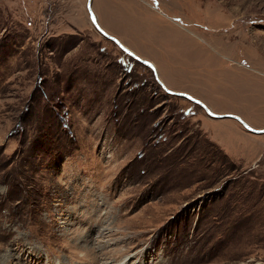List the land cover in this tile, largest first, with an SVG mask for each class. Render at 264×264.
I'll return each mask as SVG.
<instances>
[{"label": "rangeland", "instance_id": "rangeland-1", "mask_svg": "<svg viewBox=\"0 0 264 264\" xmlns=\"http://www.w3.org/2000/svg\"><path fill=\"white\" fill-rule=\"evenodd\" d=\"M0 0V264H264V0ZM139 60L150 63L147 67Z\"/></svg>", "mask_w": 264, "mask_h": 264}, {"label": "water", "instance_id": "water-1", "mask_svg": "<svg viewBox=\"0 0 264 264\" xmlns=\"http://www.w3.org/2000/svg\"><path fill=\"white\" fill-rule=\"evenodd\" d=\"M89 5H90V0H86V10H87V13L89 15V20H90V23L93 25V27L100 33L102 34L103 36H105L106 38L112 40L114 43H116L119 48L127 55L133 57V55L130 53V51H128L127 49H125L124 47H122L115 39H113L112 37L108 36L107 34H105L103 31H101V29L98 28V26L96 25V22H95V19L93 17V15L91 14V11L89 9ZM134 58V57H133ZM141 63L145 64L147 67H150L152 68L151 64L150 63H147V62H144L142 60H139ZM165 93L166 94H169V95H172V96H177V97H182L188 101H191L192 103H195L197 105H199L203 111L209 116V117H212V118H217V119H223V118H231V119H234L236 120L244 129H246L247 131L251 132V133H254V134H264V129L263 130H253L251 128H249L243 121H241L238 117L236 116H233V115H215L213 113H211L205 106H203L200 102L196 101L195 99H192L191 97H189L188 95L186 94H183V93H175V92H172V91H168L166 89H164Z\"/></svg>", "mask_w": 264, "mask_h": 264}, {"label": "bare ground", "instance_id": "bare-ground-1", "mask_svg": "<svg viewBox=\"0 0 264 264\" xmlns=\"http://www.w3.org/2000/svg\"><path fill=\"white\" fill-rule=\"evenodd\" d=\"M90 1H91V0H90ZM89 9H90V11H91V14L93 15V17H94V19H95L94 13H93V11H92V8H91V6H90V5H89ZM95 22H96V19H95ZM96 25L98 26L97 22H96ZM98 28H99V26H98Z\"/></svg>", "mask_w": 264, "mask_h": 264}]
</instances>
